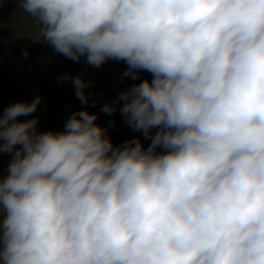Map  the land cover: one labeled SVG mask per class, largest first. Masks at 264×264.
<instances>
[{"label":"clouds","instance_id":"9594fccd","mask_svg":"<svg viewBox=\"0 0 264 264\" xmlns=\"http://www.w3.org/2000/svg\"><path fill=\"white\" fill-rule=\"evenodd\" d=\"M15 2L34 43L151 79L101 106L142 134L120 144L86 107L0 111V264H264V0Z\"/></svg>","mask_w":264,"mask_h":264},{"label":"trees","instance_id":"16d2710c","mask_svg":"<svg viewBox=\"0 0 264 264\" xmlns=\"http://www.w3.org/2000/svg\"><path fill=\"white\" fill-rule=\"evenodd\" d=\"M36 25L33 19L23 12L15 0H7L0 7V97L6 103L31 101L37 95L42 96L38 109L44 111L51 129H63L70 115L81 108L98 113L97 123L108 129L114 143L120 144L134 137H142L123 121L117 110L113 115L100 111L106 101H111L132 84L151 75L140 72L139 80H132L121 75L127 65L123 61L110 60L99 68L76 63L65 56L55 53L50 45L34 43ZM27 52V55L24 53ZM24 75L15 79L14 74ZM65 74L71 77L83 75L91 81L86 92L90 93L89 103L81 104L75 95L71 79L61 82ZM35 81L40 92L30 95L27 86ZM146 141V146L150 141Z\"/></svg>","mask_w":264,"mask_h":264},{"label":"rangeland","instance_id":"374dc122","mask_svg":"<svg viewBox=\"0 0 264 264\" xmlns=\"http://www.w3.org/2000/svg\"><path fill=\"white\" fill-rule=\"evenodd\" d=\"M24 75H20V73H15L14 74V77L15 79H20L21 77H23ZM27 91L29 92V94L32 96L34 95L35 93H38L40 92V87L39 85L37 84V82L35 81H32L29 86H27ZM9 104L6 103L4 101V99L2 97H0V111L3 110V108H6ZM33 116H38L40 118V124H39V127L41 130H47V129H51L49 127V120H48V117L46 115V113L40 109H38L35 113L32 114ZM26 118H31V117H21V119H26ZM144 144L146 146V141H144ZM8 161H9V156L8 154H3L2 157H0V168H2L5 172H6V169H7V164H8Z\"/></svg>","mask_w":264,"mask_h":264}]
</instances>
